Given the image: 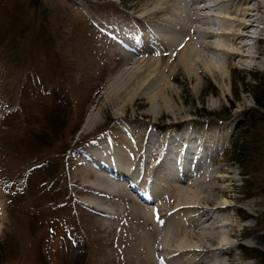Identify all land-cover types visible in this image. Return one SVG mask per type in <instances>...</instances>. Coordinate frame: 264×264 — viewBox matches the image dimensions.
<instances>
[{
	"label": "rangeland",
	"instance_id": "rangeland-1",
	"mask_svg": "<svg viewBox=\"0 0 264 264\" xmlns=\"http://www.w3.org/2000/svg\"><path fill=\"white\" fill-rule=\"evenodd\" d=\"M136 1L40 0L47 18L33 27L36 30L44 26L46 33L37 42L34 40L26 53L29 60L20 68H7L0 57V244L6 253L3 264L113 263L110 260L116 259L114 251L120 246L116 238L127 219L113 222L117 232L112 235L102 226L101 217L81 205L85 192L81 193L73 183H80L84 176L80 162L89 150H97L101 141L102 145H121L128 151L144 144L148 131L140 125L142 117L148 121L145 126L157 125L155 134L160 138L166 129L184 127L181 121L187 117L202 121L204 127L198 129V136L215 154V160H208L206 166L212 163L211 169L218 168L214 175L220 178L231 175L234 180L219 187L228 191L227 202L241 211L236 217L247 214L236 226L239 235H247L229 241L234 247L232 264H264L253 253L264 252V244L258 242L264 235V150L253 167L239 165L232 155V144L245 131L252 113H256L253 99L264 93V69L245 72L231 66L224 82H202L199 96L191 95L192 84L185 75L178 74L177 83L170 85L175 104L189 110L185 119L147 115L148 106L142 97L115 114L103 92L123 67V59H116L112 53L108 57L106 46L117 34L119 18L130 11L126 6ZM27 2L1 0L0 46L24 23ZM32 15L29 16L33 18ZM41 42L44 44L36 46ZM211 102H217V106L212 107ZM57 105L60 107L55 108ZM92 109L97 123L84 132L83 124ZM257 127L260 129L254 135L262 139L264 124ZM50 159L59 165L62 177L54 174V182L48 186L45 183L51 177L38 169L42 168L41 162ZM139 201L136 197L134 204L143 206ZM111 202L119 206V215L136 208L120 199Z\"/></svg>",
	"mask_w": 264,
	"mask_h": 264
},
{
	"label": "bare ground",
	"instance_id": "bare-ground-1",
	"mask_svg": "<svg viewBox=\"0 0 264 264\" xmlns=\"http://www.w3.org/2000/svg\"><path fill=\"white\" fill-rule=\"evenodd\" d=\"M127 9L117 34L106 42V55L123 59L103 92L115 114L142 97L147 115L185 119L189 110L175 104L170 85L178 74L192 84L191 95L199 96L202 82H224L231 66L245 72L264 69V0H138ZM94 111L86 117L84 132L97 123ZM144 118H139L148 131L144 144L128 151L101 141L80 162L84 176L73 183L85 192L81 205L101 217L112 235L117 232L113 222L127 219L116 238V259L110 261L232 264L229 241L247 235L236 230L247 214L236 217L241 211L219 187L231 183V175L220 178L214 175L218 168L206 166L215 154L198 136L202 121L187 117L184 127L166 129L160 138L157 125L145 126ZM136 197L143 206L134 204ZM115 199L136 208L119 215Z\"/></svg>",
	"mask_w": 264,
	"mask_h": 264
},
{
	"label": "trees",
	"instance_id": "trees-1",
	"mask_svg": "<svg viewBox=\"0 0 264 264\" xmlns=\"http://www.w3.org/2000/svg\"><path fill=\"white\" fill-rule=\"evenodd\" d=\"M39 1L40 0H28V13L25 14L26 18L24 23L21 24L20 29L11 36L8 42L1 44L0 46V57H2V62L3 64L5 63L7 68H12V66L13 68L22 67L23 64L29 60L28 54L26 53H28L29 48L33 47L34 40L36 39L37 42V38L40 39V37H43L44 33H46L44 26L36 30H34L35 27H33L35 26L36 22L45 23L47 18L46 9L43 7V5H40L41 2ZM39 7L41 9L37 11ZM31 13H33V18L29 16ZM30 21H32L31 25ZM40 44L44 43H37L36 46ZM253 103L255 104L258 112L256 110V113H252V116H250L251 119L246 123L245 131L240 133V137L237 138L232 144V155L234 154L233 157H236L234 158L235 162L239 165L251 167L258 163V159L260 157L259 155L261 154V151L264 150V137L261 139L260 136L254 135L256 131L260 129L257 127V125L261 123L264 124V93H260L259 98H254ZM57 107L60 106L57 105L55 108ZM59 147L62 148V145H59ZM41 166L42 168H39L38 171L41 170L43 172H47V175L51 177L50 182L45 183L48 186H50L49 184L51 182H54V174H56V176H60V178L62 177V172H59V165L55 164L54 160L50 159L49 162H41ZM38 171L35 174H37ZM29 185L31 184L29 183ZM35 191L38 192L37 189H35ZM37 205L38 203L35 204V206ZM258 242H260L259 244H264V235L260 236V240ZM1 245L2 244H0V264H3L2 262L5 260L6 253L4 252V248ZM253 253H255L254 255H256V257H260L264 263V252H259L257 250Z\"/></svg>",
	"mask_w": 264,
	"mask_h": 264
}]
</instances>
